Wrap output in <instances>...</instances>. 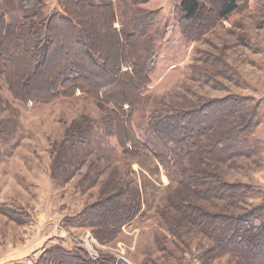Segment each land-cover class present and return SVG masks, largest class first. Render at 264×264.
I'll return each mask as SVG.
<instances>
[{
	"label": "rangeland",
	"instance_id": "1",
	"mask_svg": "<svg viewBox=\"0 0 264 264\" xmlns=\"http://www.w3.org/2000/svg\"><path fill=\"white\" fill-rule=\"evenodd\" d=\"M41 1L46 18L63 14L61 0ZM83 1L77 0L75 9L102 52V67L83 61L79 43L64 24L52 25L56 37L41 61L27 37L26 50L6 48L12 37L0 44L14 83L11 89L0 73V264H39L47 250L59 246L80 249L96 264H242L220 255L210 237L179 210L181 203L211 205L201 201L185 175L190 157L167 171L144 143L156 110L189 111L232 95L253 98L259 112L252 139L259 151L222 165L221 174L224 183L254 186L260 194L250 199L251 207L264 204L261 1L241 2V11L221 19L226 0H201L206 11L193 22L182 19L183 0H88L92 9H84ZM0 12L15 23L27 14L23 0H0ZM137 15L150 17L151 25L137 29ZM114 29L138 35L141 54L151 56L149 82L137 67L134 71V41L125 45ZM67 61L89 77L51 94ZM106 92L114 93L108 98ZM118 110L131 119L136 143ZM122 187L127 203L141 200L142 208L116 233L107 235L105 229L101 238L99 226L76 225L85 210ZM213 201L214 211L226 203Z\"/></svg>",
	"mask_w": 264,
	"mask_h": 264
},
{
	"label": "trees",
	"instance_id": "2",
	"mask_svg": "<svg viewBox=\"0 0 264 264\" xmlns=\"http://www.w3.org/2000/svg\"><path fill=\"white\" fill-rule=\"evenodd\" d=\"M76 1L61 0L63 14L46 18L44 2L23 0V7L27 14L18 23L10 22L6 13L0 12V44L12 37V42H6V48L10 46V50L14 48L26 50L23 38L27 37L32 45L36 61L38 59L41 61L46 57L56 37L52 25L64 24L69 27L71 39L79 43L83 61L91 63L94 68L102 67L104 61L102 52L95 45V39L88 27L84 28V24L78 19L75 9ZM247 1L226 0L218 17L228 18L241 11L243 8L241 2ZM260 1L264 7V0ZM83 2L84 9L94 8L88 0ZM205 7L201 0H183L179 9L183 20L193 22L205 10ZM151 20L147 15L140 17L137 15L133 24L139 30L147 29L151 25ZM112 21L115 22V17ZM195 24V27L200 29L203 27L202 24ZM114 31L119 41H125V43L123 41L125 45L129 39L134 41L136 51L134 71L137 67L146 82H149L151 56L148 55L147 58L141 54L138 35L125 34L127 32L117 29ZM190 39L194 38L190 36ZM124 44L123 47L126 48ZM152 46L153 42L151 48ZM0 60V73L9 78L12 89L14 83L9 75V60L5 55H2ZM68 60L70 62L71 58L68 57ZM85 73L75 63L70 64L67 61L59 72L60 84L51 94L57 95L64 91L66 83L72 84L88 78L89 76ZM138 88V97H142L141 87ZM112 94L106 92L108 98H111ZM141 100L142 98H139L130 106L131 114ZM254 102V99L250 97L232 95L205 103L201 108L192 106L189 111L175 108L163 114L156 110L150 116L148 134L144 143L145 148L167 171L174 170L175 163L182 157H190V168L183 169L185 175L194 190L197 186L196 191L203 199L201 201L208 202L212 206L197 202L194 205L188 203L185 206L181 203L179 210L185 213L190 224L195 225L198 230L210 237L220 255L234 256L242 264H264V204L255 208L251 207L250 199L260 194L254 186L245 183H224L221 173L222 165H228L243 156L251 157L259 151V142L252 139L259 112V105ZM120 109L122 112V108ZM116 115L124 125L127 122L126 126L132 135L131 119L124 118L119 110ZM132 139L136 143L134 135ZM215 176L219 177V180H213ZM126 195L127 188H120L118 192L101 203L85 210L78 218L76 225L99 226L96 233L100 234L101 238L107 234L105 229L108 230L107 235L116 233L122 224L130 220L142 208L141 200L127 203ZM213 200H226V203L214 211L212 208L216 201ZM109 226H113L111 230ZM101 231L105 234L101 235ZM78 250V252H72L61 246L47 250L39 264H96L82 250Z\"/></svg>",
	"mask_w": 264,
	"mask_h": 264
}]
</instances>
